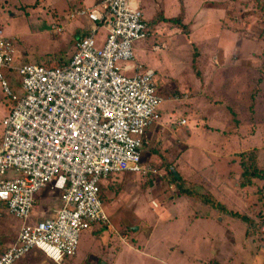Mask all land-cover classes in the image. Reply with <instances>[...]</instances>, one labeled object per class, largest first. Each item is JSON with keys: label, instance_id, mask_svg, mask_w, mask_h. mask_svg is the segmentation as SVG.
I'll return each instance as SVG.
<instances>
[{"label": "rangeland", "instance_id": "1", "mask_svg": "<svg viewBox=\"0 0 264 264\" xmlns=\"http://www.w3.org/2000/svg\"><path fill=\"white\" fill-rule=\"evenodd\" d=\"M97 1L0 0V29L12 39L18 52L14 65L35 64L45 56L53 60L47 66L67 63L75 52V37L83 23L78 13L95 6ZM135 1L142 12L155 15L156 22L158 16L182 18V24L188 27L186 34L174 25L154 21L150 24L151 35L145 42L148 47H142L138 54L139 62L156 72L155 79L160 86L157 96L171 102L159 109L163 130L158 131L155 145L151 149L144 146L141 151L144 164L156 169L157 175L139 178L125 174L112 177L102 186L104 212L114 231L109 233L106 242L101 240L105 231L82 232L75 262L147 264L130 252L114 233L125 230L130 234L134 226L141 224L135 211L150 209L148 195L158 203L156 215L177 204L179 196L173 173L190 191L194 189L191 186L201 187L198 184L205 180L211 184L218 183L217 180L227 181L232 187L235 184L240 193L231 194L235 198L230 202L226 196L220 199L221 187L218 188L217 199H223L224 203L219 206L220 202L213 200L217 213L227 211L226 216L236 212L252 219L256 225L250 227L223 217L226 229L218 220L217 224L212 222L204 227L200 222L190 223L188 209L175 205V208H168L165 224L156 229L150 240L140 236L139 243L147 242V247L153 249L167 240V248L175 249L174 258L180 257L181 248L189 257L193 256L189 242L191 246L197 241L200 243L204 234L211 232L218 242L223 238L227 240L222 252L220 248L215 252L219 263L263 264L264 249L259 246L264 244V229L256 214L260 212L264 216V190L261 189L264 186V13L256 0H226L225 3L222 0ZM104 36L100 32L97 34V46ZM2 75L11 92L21 96L19 76L9 70L2 71ZM11 108L0 90V122ZM181 120L186 121L185 127L178 126ZM187 139H191L190 143ZM242 160L249 171L257 168L261 175V180L254 179L246 188L239 187L243 179L240 178ZM260 195L261 202L258 201ZM58 197L59 194L51 189L36 196L33 213L46 218L53 216L60 206ZM191 198L204 205L202 199ZM39 220L42 219L37 218ZM17 229L18 224L12 218L7 215L0 218L2 250L13 243ZM128 242L131 243L130 238ZM199 250L210 264L208 262L214 257L211 246L195 249ZM164 251L160 256L165 255ZM174 258L168 263L176 264ZM72 259L74 261L75 257ZM16 264L49 263L42 254L31 253Z\"/></svg>", "mask_w": 264, "mask_h": 264}, {"label": "built area", "instance_id": "2", "mask_svg": "<svg viewBox=\"0 0 264 264\" xmlns=\"http://www.w3.org/2000/svg\"><path fill=\"white\" fill-rule=\"evenodd\" d=\"M134 1L98 0L79 12L89 35L62 65H14L12 41L0 30V86L12 107L1 122L0 208L19 223L0 264H15L32 250L53 264L74 257L82 232L110 225L102 184L125 174L157 175L141 151L160 120L162 99L154 72L134 55V45L150 34ZM4 70L19 76L21 96L9 89ZM49 189L61 207L51 217L37 216L35 198Z\"/></svg>", "mask_w": 264, "mask_h": 264}, {"label": "crops", "instance_id": "3", "mask_svg": "<svg viewBox=\"0 0 264 264\" xmlns=\"http://www.w3.org/2000/svg\"><path fill=\"white\" fill-rule=\"evenodd\" d=\"M226 0H222V2L225 3ZM98 3V1H97ZM97 4H95L96 6ZM95 6L91 7V8H87V9H84L83 11H88V10H91L92 8H94ZM148 13L145 14L144 10H143V13H144V17L145 19L150 22L154 19L153 15L147 11ZM151 14L149 17H148V14ZM79 17V21H83L82 24H80L79 26V29L77 32V36L75 37V43L76 41L80 38V36L82 35H89V30H90V23L89 21L87 20L86 17L84 16H78ZM147 17V18H146ZM161 24V23H160ZM150 27V26H149ZM58 29H60V27L58 26ZM63 29V27H62ZM1 30V29H0ZM2 31V30H1ZM101 35H104L105 32L104 30H100L99 31ZM98 32V33H99ZM3 33V31H2ZM4 37L5 38H8L9 37H6L5 34L3 33ZM151 35V33L149 34V36ZM102 37H99V39H101ZM149 38V37H148ZM10 40V39H9ZM12 40V39H11ZM148 40V39H147ZM141 41V42H138L134 45V55L136 57V60L139 62V56L138 54L142 51V47L144 48L145 47V42L147 41ZM142 45V46H141ZM147 46V45H146ZM148 47V46H147ZM14 49H15V56L18 58V52L14 46ZM154 49V48H153ZM147 51H149V49H147ZM71 59V58H70ZM69 61V60H68ZM140 63V62H139ZM141 64V63H140ZM142 66H145L147 67L148 69L152 70L154 72V74L156 75V72L155 70H153L152 68L146 66V65H143L141 64ZM156 80V79H155ZM156 86H157V89L160 87L158 82L156 81ZM1 87V86H0ZM0 90L2 91V89L0 88ZM162 99V103H161V106L166 103V102H169L171 103L170 101H167L165 99V97H161ZM186 99H188V97H186ZM161 106H160V109H161ZM6 116V115H5ZM4 116V117H5ZM4 117L2 118V120L4 119ZM162 120L163 118L161 119V114H160V120L159 122L152 126L149 130V132L147 133V142H148V147L149 149L152 148L154 144V141H156V136L159 134V132H161L163 129V123H162ZM181 121H184L185 123L184 124H180ZM178 122V126L180 127H185L186 126V121L185 120H181ZM2 122V121H1ZM0 122V127H1V132L0 134L2 135V124ZM159 129V130H158ZM159 131V132H158ZM158 132V133H157ZM1 138V136H0ZM186 141H188L190 143L191 139H187ZM152 152H154V150L152 149ZM229 174V172H228ZM227 174V175H228ZM125 176V175H123ZM128 176V175H127ZM136 177H139V178H142L140 176H137V175H134ZM111 179V178H110ZM109 179V180H110ZM108 180V181H109ZM225 180V178H224ZM107 181V182H108ZM218 183L216 184H211L209 181H206L203 182L202 184H198V185H201L200 186H191L193 187L194 189L192 191L189 190V188L187 186H185V182L182 180V183H183V186H182V191L179 193L178 191L176 192V195L179 196L176 201H177V204L175 205H179V206H182V207H186L188 210H186L187 213H189V215L187 216V219L189 220V222L191 223L192 221H194L195 223H198L200 222L199 225H203L204 227H207L205 224L207 225H211L212 222L216 223L217 220L218 222H223V217L225 218H232L230 217L229 215H226L227 214V211L223 212V214H220V213H217V210L216 208L214 207V205L216 204V202L214 203V201H217V202H220L219 205H223L222 203H224L223 199L222 200H218V196L220 197V199L223 197V196H226L228 197L227 199H229L228 202L231 201L232 198H235L233 195L231 194H234L236 193V195H238L240 193V190H238V187L235 186V184L233 185V188L229 182L227 181H223L221 182L220 180H217ZM106 183V182H105ZM104 183V184H105ZM104 184H102V186H104ZM221 187V189H219V191H221V193L218 195L217 194V190L218 188ZM103 188V187H102ZM234 190H237L236 192ZM183 191H185V193H183ZM230 192V194L226 193V192ZM242 192V191H241ZM192 193V194H191ZM238 193V194H237ZM191 196L194 198H200L203 200L204 202V205L203 203H198V202H195L193 201L194 199L191 198ZM148 197H150V209L147 207H145L144 209L141 208V210L139 211L138 209L135 211L136 213V219L138 220L139 223H141L140 225L138 226H134L132 228V233L128 234L125 230L124 231H119V232H115L114 234L118 235V239L119 241L125 245L128 250L130 252H134L138 255V257L142 260L145 261V263L147 264H170L168 263V261H170V258H174L173 255L175 253V249H168L167 246H168V241L167 240H164V241H161L163 243H159V246L157 248H153V249H150L147 247V242L145 244H141L139 243V241L137 239H139L140 236H142L144 239L146 240H150V238L152 237L153 233L156 231V229L160 226V225H163L165 224V222L163 223V221H165V216L167 215L168 213V208L171 209L172 207L175 208V205L172 204V207H167L163 212H161L159 215H156L157 213V210L158 209V203L157 202H153V198H151L150 195H148ZM199 199V201H201ZM214 200V201H213ZM58 201H59V197H58ZM202 202V201H201ZM60 203V201H59ZM208 203H210V205H207ZM36 204V202H35ZM207 208H206V206ZM61 207V203H60V206L59 208ZM56 210V209H55ZM161 210V208H160ZM4 210L0 208V218L5 214V212H3ZM57 211V210H56ZM162 211V210H161ZM236 213V212H234ZM154 214V215H153ZM153 216H156L155 218H153ZM11 218V217H10ZM34 220H37V218H33ZM182 220V219H181ZM231 220L233 221H239V220H236L234 218H232ZM16 222V221H15ZM229 222V221H227ZM241 222V221H239ZM18 224V228H19V223L16 222ZM110 223V227H108L106 233L104 234V236L102 237V241L103 242H106V238L111 235L109 233H112V231H114L112 228V225H111V222L109 221ZM242 223V222H241ZM217 224V223H216ZM243 224V223H242ZM244 225V224H243ZM247 225V224H246ZM9 224H7V227L9 228ZM223 228L226 229L224 223H222ZM96 229V228H94ZM18 231V229H17ZM93 232V229L92 231L90 230V234ZM18 233V232H17ZM16 233V235H17ZM104 233V232H103ZM16 237V236H15ZM128 238H130L131 240V243L128 242ZM202 241L200 243H198V241L196 242V244L193 246H191V242H189L188 244V248H189V251L192 252L193 256H189L188 257V252L185 251L184 249L182 250L180 244V250H179V254H180V257H175V262L176 264H179V262L181 261L183 264H207L205 261V259L203 258L202 256V253L201 251L199 250L198 252L195 251L196 248H202V247H206L207 245L211 246L212 250L210 251L211 254L214 256L208 263L210 264H223L224 262L222 263H219V260H217V256L215 254V252L217 250H219V248L221 249V252L223 250V245L225 243H227V240L225 238H223L221 241L218 242V240H216V235L215 234H212L211 232H208V233H205L204 234V237L201 238ZM15 240V239H14ZM6 241H4V244H5ZM14 242V241H13ZM180 243V242H179ZM167 244V245H166ZM8 246V245H7ZM2 247H0V251H2L1 249ZM213 248H215V250L213 251ZM165 249L164 252L165 255L162 257L160 256V252L163 251ZM1 253V252H0ZM31 253H36V254H42L41 252L37 251V250H32L29 254ZM28 254V255H29ZM210 254V253H209ZM27 255V256H28ZM43 255V254H42ZM44 256V255H43ZM119 254H115V257H118ZM45 257V256H44ZM75 260L73 261V257L72 258H69L66 261V263H71L73 264L76 260H77V252L75 254ZM46 259V258H45ZM183 259V260H182ZM185 259V261H184ZM47 260V259H46ZM64 261V262H65ZM47 262L49 264H53L52 262L48 261ZM61 263V264H65V263ZM16 264V263H15ZM76 264V262H75ZM98 264H105L103 262H100Z\"/></svg>", "mask_w": 264, "mask_h": 264}, {"label": "trees", "instance_id": "4", "mask_svg": "<svg viewBox=\"0 0 264 264\" xmlns=\"http://www.w3.org/2000/svg\"><path fill=\"white\" fill-rule=\"evenodd\" d=\"M256 3H257V6L262 10V12L264 13V0H256ZM157 15H160V14H157ZM158 20L156 22L155 19H153L152 21L148 22L147 21V24L149 27V32L151 33V25L154 21L157 23H164V24H171V25H174L178 28H180L181 30H183L184 33L187 34V31H188V27L185 26L184 24H182L183 22V19L182 18H165L163 16H158ZM87 35H82L80 36V38H84L86 37ZM53 60H51L50 58H48L47 56L43 57V58H39L35 64H32V65H38V66H46V67H50L47 66L48 64H51ZM240 167H241V176L240 178H243L241 179V182L239 184V187L240 188H246V187H250L252 185V182L254 179H258V180H261V175H260V170L256 168V170H252V171H249L247 169V167L243 164V160L241 161L240 163ZM172 174V178L176 181V188L175 190L178 191L179 193L182 191V186H183V183L182 181L180 180L179 177H176L173 173ZM147 177V176H146ZM146 177H142V178H146ZM263 181H264V176H263ZM244 180V181H242ZM264 190V186L261 188ZM183 193H185V191H183ZM260 198H262V195L259 196L258 198V201L260 200ZM261 202V200H260ZM220 206V205H219ZM221 210H222V207H221ZM230 217L236 219V220H239L241 221L242 223L244 224H247L248 226L250 227H253L256 225V223L246 217V216H243V215H240L238 213H229L228 214ZM256 217L258 219V221L260 222L261 224V227L264 229V216L259 212L256 214ZM110 227V225L108 226ZM108 227H98L96 228L97 231L103 233L104 231L106 232ZM95 229V230H96ZM100 233V234H101ZM263 247V248H262ZM260 249H264V244H262L261 246H259ZM259 262V261H258ZM257 262V263H258ZM262 263L264 262L263 260L261 261ZM264 264V263H263Z\"/></svg>", "mask_w": 264, "mask_h": 264}]
</instances>
